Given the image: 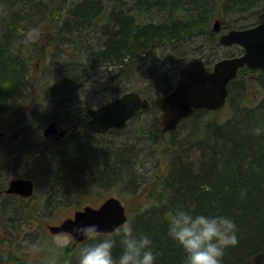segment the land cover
<instances>
[{
	"label": "trees",
	"instance_id": "trees-1",
	"mask_svg": "<svg viewBox=\"0 0 264 264\" xmlns=\"http://www.w3.org/2000/svg\"><path fill=\"white\" fill-rule=\"evenodd\" d=\"M263 8L264 0H0V129L17 133L10 142L5 136L0 141V264H77L85 241L62 246L37 221L52 218L85 192L102 194L115 185L142 199L129 220L152 237L156 264H184L186 254L168 234L165 218L178 206L235 219L238 243L226 248L223 264H264V135L251 131L264 123V70L241 69L229 83L226 105L196 109L168 131L166 144L145 127L131 128L130 143L92 131L86 118L76 122L78 113L88 117V109L130 90L161 110V95L175 87L179 69L190 61L184 60L188 50L203 42L221 46L213 21ZM48 25L60 52L50 63L51 46L42 47L40 38L25 42L29 29L41 32ZM218 59L205 60L207 67ZM174 61H181L177 68ZM137 81L154 85L150 96ZM86 97L91 99L76 104ZM52 121L66 132L48 146L52 140L43 129ZM64 141L63 149L55 148ZM147 150L160 152L167 167L138 191L136 169L144 166ZM32 164L38 171L27 178L47 181L38 205L5 192L10 177ZM113 251L119 255V242Z\"/></svg>",
	"mask_w": 264,
	"mask_h": 264
},
{
	"label": "water",
	"instance_id": "water-1",
	"mask_svg": "<svg viewBox=\"0 0 264 264\" xmlns=\"http://www.w3.org/2000/svg\"><path fill=\"white\" fill-rule=\"evenodd\" d=\"M215 31H220V21L213 24ZM219 42L223 45L238 44L244 52L240 55L223 57L217 60L212 69H208L203 57H194L183 65L178 73L175 87L161 100V122L163 130L176 129L181 121L188 118L196 109L218 110L225 106L228 99V86L245 66L251 69H264V22L247 28H232L220 34ZM150 99L138 91H126L104 104L88 109L90 128L100 134L112 128H123L137 113L148 108ZM65 129H59L56 121L48 123L44 129L45 137L57 135L60 138ZM0 129V141L4 137ZM35 183L31 178H12L5 192L22 197L32 196ZM129 220L126 206L117 196L106 198L99 206L85 205L74 211L73 216L64 218L59 224H50L54 233H69L75 244L85 241V237L72 232L73 223L99 225V233H112Z\"/></svg>",
	"mask_w": 264,
	"mask_h": 264
},
{
	"label": "clouds",
	"instance_id": "clouds-1",
	"mask_svg": "<svg viewBox=\"0 0 264 264\" xmlns=\"http://www.w3.org/2000/svg\"><path fill=\"white\" fill-rule=\"evenodd\" d=\"M39 29L33 27L25 35V42L39 38ZM264 135V123L251 129ZM167 230L185 252L184 264H223L225 250L238 243V226L233 217L225 214L195 212L175 207L165 212ZM72 232L85 237L77 252V264H156L157 252L150 235L138 231L129 220L114 235L101 238L99 225L73 223ZM117 237L119 238L117 240ZM121 251L114 255V248ZM64 264H71L66 260Z\"/></svg>",
	"mask_w": 264,
	"mask_h": 264
},
{
	"label": "rangeland",
	"instance_id": "rangeland-1",
	"mask_svg": "<svg viewBox=\"0 0 264 264\" xmlns=\"http://www.w3.org/2000/svg\"><path fill=\"white\" fill-rule=\"evenodd\" d=\"M57 1H58V3H61L62 0H57ZM234 17L232 18V17L227 16V15H225V16L221 15V16H218L216 18V19H219V21H220V28L222 29V31L228 30V27H226V28L224 27V23H225L224 21H227L234 28H239L242 26H248L249 24H251L253 22L263 20L264 19V8L262 10H259L255 14L243 15V16H239L237 18H234ZM233 19H237V20H233ZM214 21H213V23H214ZM213 23H212V26H213ZM50 29L53 31V27L48 25L47 28L43 29L39 34V38H40L39 42H41L42 47L45 46L44 44H47L46 47L51 46V48H52L49 52V57L47 60V62L49 61V63H50L49 58L51 56L55 55L56 56L55 58H58L57 55L60 53V52H58V49L54 48V44H52L51 40L53 37V35H52L53 33ZM219 35H220V33L218 32V39H219ZM240 50H241V46L238 44H231V45L221 44V46H219V47H213V46H211V43L207 44V42L195 43L188 50V52L185 54L184 60L185 61L191 60L197 56H201L205 60H214L215 58L232 56L234 54L239 53ZM40 62H41L40 58H36V60L33 61L36 68H40L39 67L41 65ZM180 62L181 61H179V62L174 61L173 62L174 68H177L178 65H180L179 64ZM245 77H246V79L251 80L252 84L255 83V82H253L255 79V76L247 74ZM134 85H136L138 89H140V90L142 89V91H146V93L148 95H149V92L150 93L152 92L153 87H154V85H152V84H147L145 82L140 83L138 81L136 83H134ZM126 88H128V87H126ZM124 90H126V89H124ZM159 91H158L157 96H160L162 94L161 93L162 90L160 92ZM120 93L121 92H119L118 94H120ZM252 93H253V96L256 98L257 97L256 95H258V92L255 88H253ZM161 97H163V95H161ZM82 99H84V100H82ZM90 99H91V97H86V98L78 99L75 102H76V104H79L82 101L85 102V101H88ZM161 114H162V111L159 110L158 108H156L155 106L154 107H148V108L144 109V111H142L139 114V116L136 119H134V121L132 123L129 122L130 124L129 125L127 124L125 126L126 130L124 129V127L118 128V129L125 130L124 132H121V133H117V131H113L110 133L106 132L107 137L109 139H114V138L125 139V141H129L131 143L134 140L132 138L131 128L136 129L135 131H137V129H138V131H139L140 127H141L140 129H142V130H143V127H145L147 130L153 129V131L155 133H158L157 134L158 140L160 142L162 141V142H164V144H166L165 139L170 138L171 135L168 131L163 130V125L161 122ZM88 117L84 116L82 113H78V117L76 119V122L77 121L82 122L84 120V118H86V120H88ZM140 133L141 132H138V136H141ZM13 137H15V138L17 137L16 132L5 133V139H6L5 142H10ZM36 141H38L40 146H43V147L45 146L43 143L41 144L39 142L40 141L39 137H38V139H36ZM49 142L50 143H47V144H48V146H51L52 145L51 142H53V140L49 141ZM65 142L66 141H64L60 145H57V147H55V148L56 149H63V147H65ZM146 147H150V146L146 145ZM148 150L146 152H148ZM146 152H145L146 158H144V160H143L144 166L138 167L136 169L138 184H140L138 186V189H137L138 191L141 188L142 183L145 182V180L146 181L150 180L154 174L161 173L167 167L165 164L164 158L162 157V154L160 152H156V151L155 152L149 151L148 153H146ZM18 171H19L18 172L19 175L14 176V177H20V176L21 177H27L28 176L27 173H36V171H38V165L37 164H32L31 166L24 165V166H21ZM14 177H10V179H12ZM31 179H33V181L35 183V191H34L33 195L31 197H28V198L20 197V200L23 202L25 201V203L29 204V205H38V204H41L43 202V200L45 199V197L48 193L46 190L47 189V181L43 176H38L37 179H35L34 177H31ZM85 193L86 194L82 195V197L71 200L69 205L61 208L58 212H55V214H53L52 218H48L47 221H40L39 220L37 222H40V224H41V226H43V228L49 230L48 226L50 224H59L64 218L72 216L76 209L83 208L87 204H91L93 206H98L108 196H117V197L121 198L123 203L125 204V206L127 208L128 213L129 212H136L143 203L142 199L138 196H135L132 191H130L126 188H120L119 186H116V185L110 187L108 189V191H106L105 193H102V194H101V192H96V193L85 192ZM52 235H53L54 242L58 243L62 246H65L67 244H72L74 246L78 245V244H75L73 236L69 233H65V232L64 233H57V234L53 233Z\"/></svg>",
	"mask_w": 264,
	"mask_h": 264
},
{
	"label": "flooded vegetation",
	"instance_id": "flooded-vegetation-1",
	"mask_svg": "<svg viewBox=\"0 0 264 264\" xmlns=\"http://www.w3.org/2000/svg\"><path fill=\"white\" fill-rule=\"evenodd\" d=\"M264 22V19L263 20H259V21H256V22H253V23H251V24H249L248 26H246V28L247 27H252V26H255V25H257V24H259V23H263ZM245 28V27H244ZM241 52H243V49L241 48ZM245 68V67H244ZM246 68H248V67H246ZM243 69V68H242ZM249 70H251V71H254V70H258V68L257 69H250V68H248ZM259 69H261V68H259ZM261 70H263V69H261ZM249 75H253L254 76V74L253 73H248ZM88 120H89V117H88ZM88 120H87V122H88ZM88 127H89V124H88ZM61 129V128H60ZM57 137V135H53V136H49V137H46L48 140H53V141H55V140H57L58 138H56Z\"/></svg>",
	"mask_w": 264,
	"mask_h": 264
},
{
	"label": "bare ground",
	"instance_id": "bare-ground-1",
	"mask_svg": "<svg viewBox=\"0 0 264 264\" xmlns=\"http://www.w3.org/2000/svg\"><path fill=\"white\" fill-rule=\"evenodd\" d=\"M177 128H178V127H177ZM177 128H176V129H177ZM59 129H60V128H59ZM176 129H174V130H176ZM164 131H165V130H164ZM169 131H170V130H169Z\"/></svg>",
	"mask_w": 264,
	"mask_h": 264
}]
</instances>
